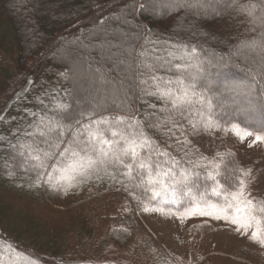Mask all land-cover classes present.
I'll return each mask as SVG.
<instances>
[{
	"label": "trees",
	"instance_id": "obj_1",
	"mask_svg": "<svg viewBox=\"0 0 264 264\" xmlns=\"http://www.w3.org/2000/svg\"><path fill=\"white\" fill-rule=\"evenodd\" d=\"M144 2L145 0H0V16L9 26L16 48L15 63L19 74L15 81H20L14 91L10 92V99L0 107L1 114L3 113V117H0V205L1 190L5 186L14 188L22 196L34 194L36 197H40L42 190L44 194L48 193V188L51 187L46 175L40 179V186H35L37 174L31 170H22L20 157L17 155L19 148L13 147L26 140L25 131L31 130L30 126L41 115L58 120L65 131L75 130L77 122L86 123L82 117L93 111L106 115L122 114L117 111V106L121 103V93L128 88L136 93L131 100L140 120L145 119L148 102L156 103L158 108L161 106V101L139 92L134 81L132 60L126 56V53L131 52L132 46L140 50L145 45V35L152 40L159 38L161 43L171 39L197 45L203 50L205 58L214 61L204 75V82L212 89L210 95L213 99V120L220 122L219 127L210 131L211 139L214 136L224 139L227 130L231 129L223 130V126L232 122L260 131V124L264 122V66H260L259 58L251 53L247 57L233 53L241 41L252 39L261 29L257 27L254 32L248 31L251 27L249 17L237 12L235 7H229L231 0H200L203 7H180L171 11L167 8L158 11L133 10V4L139 9V4ZM252 2L259 3V0H237V6ZM125 18L130 23H123ZM74 26L83 27L82 31L74 33L71 31ZM253 76L257 77L254 82ZM240 82L248 86L247 92L242 87L233 88L234 83ZM58 103L64 106L61 111L56 110ZM182 123L183 133L188 135V123ZM170 127L166 125L154 130L151 133L153 142L158 144L160 151L171 153L183 160L185 167H189L187 158L180 155L182 143L176 142V137L183 133L176 130L175 137H172L169 135ZM202 127L203 124L199 128ZM68 138L65 136V139ZM52 163L54 161H49V164ZM220 165L223 171L240 169V164L231 154L223 155ZM48 170L51 171V168ZM197 171L201 173V184L210 183L206 180L203 169ZM58 175L59 173H54L53 184ZM68 184V180H62L60 186L55 188L74 194L88 186L101 187L107 191L119 187L137 210L144 205H156L155 201L142 199L139 189L136 190L134 199L131 190H125L119 177L114 179L107 173L93 175L82 182L71 181L70 187ZM192 200L191 197H182L176 203L170 201L167 205L172 209L174 204L184 208L194 205ZM128 213L125 216L126 226H137L133 210ZM119 231L126 234L125 240L115 238L117 246L122 247L128 241L129 234L128 230ZM119 231L113 232V236ZM35 237L41 239L39 235ZM68 239L69 237L66 248L72 249ZM0 242L4 243L7 262V245L9 242L15 244L10 235L3 236L1 230ZM55 249L58 251L57 247ZM23 252L28 255L13 253L11 264H70L45 257L37 259L32 252ZM29 256L32 257L31 260L28 259Z\"/></svg>",
	"mask_w": 264,
	"mask_h": 264
},
{
	"label": "snow or ice",
	"instance_id": "obj_2",
	"mask_svg": "<svg viewBox=\"0 0 264 264\" xmlns=\"http://www.w3.org/2000/svg\"><path fill=\"white\" fill-rule=\"evenodd\" d=\"M228 6L249 17L251 27L248 31L254 32L257 27L261 29L257 36L241 41L233 54L247 57L251 53L259 58V65L264 66V0L238 6L237 0H231ZM132 7L134 11H158L161 8L171 11L203 5L200 0H145L139 4V9L135 4ZM123 23L130 21L125 18ZM144 40L145 45L140 50L132 46L126 56L132 60L139 92L161 101V106L158 108L156 103L148 102L145 119L140 120L131 100L136 93L128 88L121 93V103L117 106V111L122 114L106 115L93 111L82 117L86 123L77 122L75 130L65 131L58 120L41 115L32 123L31 130L25 131L26 140L13 145L19 148L17 155L22 170L37 174V187L45 175L51 187H59L62 180H68L70 187L71 181L82 182L93 175L107 173L114 179L119 177L125 190H131L134 199L137 189L142 193L141 198L149 201L168 203L169 200L177 202L182 197H191L194 207L185 209V212L223 220L235 231L264 247V200L253 196L250 190L251 180L246 179L251 175L250 169L223 171L222 165L207 161L203 156L196 161L189 159V167H185L183 160L160 151L151 135L154 130L170 125L169 135L175 137L176 130L183 133V121H187L193 131L201 124L205 131L220 126L212 116V89L204 82L206 70L214 61L205 58L197 45L171 39L161 43L159 38L152 40L147 35ZM220 59L223 61V57ZM252 79L254 82L257 77ZM241 87L245 92L249 90L242 82L233 84L234 89ZM55 107L61 111L64 106L58 103ZM228 128L242 141L254 137L252 144L264 142V122L260 124V131L243 127L238 122L223 126V130ZM65 136L69 138L65 139ZM176 142L190 144L187 139H177ZM49 161L54 163L49 164ZM197 169L205 170V178L210 183L199 182L201 173ZM54 173H59L55 184L52 183ZM143 211L148 212V207H143ZM7 247L6 262L4 243L0 242V264H11L13 253L28 255L10 242Z\"/></svg>",
	"mask_w": 264,
	"mask_h": 264
},
{
	"label": "rangeland",
	"instance_id": "obj_3",
	"mask_svg": "<svg viewBox=\"0 0 264 264\" xmlns=\"http://www.w3.org/2000/svg\"><path fill=\"white\" fill-rule=\"evenodd\" d=\"M82 28L74 26L71 31L79 33ZM10 32L0 16V107L20 82L15 81L19 73ZM2 114L0 111V117ZM188 128V135L176 137L190 141L180 147L181 156L187 161L203 156L220 164L223 155H233L240 169L251 170L246 179L251 180L253 196L264 200V142L252 144L254 137L242 141L229 129L224 139H211V132L204 127L193 131L188 124ZM1 193L0 222L5 228L0 227L1 234H9L18 249L32 252L37 259L45 257L70 264H264V247L223 220L185 212L194 205L182 208L174 204L172 209L167 205L171 200H155L156 205L143 206L149 209L144 212L143 207L137 210L119 187L107 191L88 186L74 194L49 187L48 193L42 190L36 197L22 196L5 186ZM131 209L138 225L129 227L125 216ZM119 230H128L129 234L122 247L117 246L115 238L125 240L126 234ZM115 231L120 233L113 236ZM67 237L72 249L66 248Z\"/></svg>",
	"mask_w": 264,
	"mask_h": 264
}]
</instances>
